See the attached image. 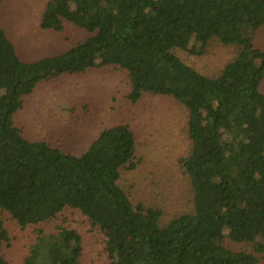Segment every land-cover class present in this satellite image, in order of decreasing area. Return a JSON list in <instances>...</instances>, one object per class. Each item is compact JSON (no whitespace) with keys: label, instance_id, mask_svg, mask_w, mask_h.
<instances>
[{"label":"trees","instance_id":"trees-1","mask_svg":"<svg viewBox=\"0 0 264 264\" xmlns=\"http://www.w3.org/2000/svg\"><path fill=\"white\" fill-rule=\"evenodd\" d=\"M1 2V1H0ZM41 27L87 32L56 54L27 61L0 22V209L36 227L25 264H83V235L44 224L78 211L104 236L109 264H261L264 258V0H49ZM212 41L237 54L216 75L178 50L204 54ZM116 65L129 97H171L188 110V211L168 219L135 203L120 183L136 167V136L120 122L75 154L31 140L15 123L43 80ZM12 236L0 221V264ZM233 242L235 245H233ZM240 244V245H237Z\"/></svg>","mask_w":264,"mask_h":264},{"label":"rangeland","instance_id":"rangeland-1","mask_svg":"<svg viewBox=\"0 0 264 264\" xmlns=\"http://www.w3.org/2000/svg\"><path fill=\"white\" fill-rule=\"evenodd\" d=\"M0 1L1 25L27 61L56 54L87 36L73 24L62 31L42 28L41 16L49 0ZM255 40L264 45V28ZM178 54L196 69L216 75L237 54V48L212 41L202 55L181 49ZM130 91L128 73L116 65L63 74L43 80L32 94L23 97L24 106L14 120L27 138L45 139L75 154L86 151L103 128L120 122L130 124L136 136L137 164L122 169L120 183L135 203L160 207L168 219L192 207L190 182L181 161L191 146L188 110L175 99L160 95L145 94L134 102ZM0 221L12 236V246L5 250L7 264H25L37 239L36 227L21 228L1 209ZM58 225L74 227L83 235V264H109L103 234L78 211H68L64 218L43 227L56 231Z\"/></svg>","mask_w":264,"mask_h":264}]
</instances>
